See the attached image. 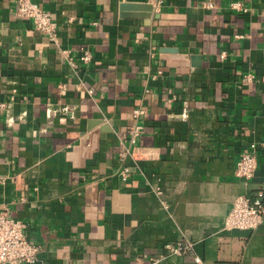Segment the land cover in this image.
I'll return each instance as SVG.
<instances>
[{
	"label": "crops",
	"instance_id": "1",
	"mask_svg": "<svg viewBox=\"0 0 264 264\" xmlns=\"http://www.w3.org/2000/svg\"><path fill=\"white\" fill-rule=\"evenodd\" d=\"M31 1L56 22L53 37L0 0V208L38 245L15 264H149L181 238L191 252L157 264H264V219L223 228L235 196L264 191V0H237L244 12L234 0H143L147 19L119 8L128 0ZM82 48L91 61L77 62ZM91 126L86 157L77 145ZM250 143L244 184L233 169Z\"/></svg>",
	"mask_w": 264,
	"mask_h": 264
},
{
	"label": "built area",
	"instance_id": "2",
	"mask_svg": "<svg viewBox=\"0 0 264 264\" xmlns=\"http://www.w3.org/2000/svg\"><path fill=\"white\" fill-rule=\"evenodd\" d=\"M15 14L18 17L27 18L31 21L35 30L40 33L53 37L56 32V22L51 18L50 13L41 9L35 2L31 0H14ZM157 3V2H156ZM207 7H211L210 2L206 3ZM228 6L231 9L244 12L245 8L237 0L230 1ZM72 18L66 19L70 23ZM61 55L68 60L70 65L74 61L68 56L66 50H60ZM77 62L87 63L91 61V53L87 48L80 49L76 58ZM161 74L160 70H156L152 75L157 77ZM252 75L248 74L242 77L243 81H249ZM62 91V87L60 86ZM87 92H91L87 90ZM148 92V89H144ZM144 112L142 108L132 110L133 118H137ZM142 126L134 122L129 130L127 137V145H122L118 153L120 161L119 178L125 181L128 177L129 168L124 161L128 158H134L136 141L141 133ZM256 167L255 145L250 143L248 146L238 152L235 161L233 175L241 180L244 184L249 182L253 176ZM264 219V191L257 190L252 196L239 194L235 196L231 202V207L224 217L223 228L226 230H252L263 222ZM24 223L15 219L8 214L7 208H0V264H15L17 262L31 263L34 261L38 245L31 242L24 234ZM193 243L181 238L175 242H165L162 245L163 253L157 257L150 259L149 264H157L158 257L165 255H183L191 252ZM195 262H199L198 257H194Z\"/></svg>",
	"mask_w": 264,
	"mask_h": 264
},
{
	"label": "water",
	"instance_id": "3",
	"mask_svg": "<svg viewBox=\"0 0 264 264\" xmlns=\"http://www.w3.org/2000/svg\"><path fill=\"white\" fill-rule=\"evenodd\" d=\"M124 7H130L132 9L146 11V13L145 12H143V13L141 12V13H137V14H132L133 17L142 18V19L149 18L150 11L152 9L151 4L148 3V2H144L143 0H128V1H125L123 4L119 5L120 9H122ZM165 51L174 53L173 50H171V51L165 50ZM93 126L89 127L88 130H90ZM98 133H99L98 129L90 130L88 132V134H84L80 138V140L78 142V145H77V148H78V150L80 152V155L81 154H83V155L86 154V157H88L89 153L96 149V142H97V138H98ZM87 141H89V146H88L87 149H84V145H86ZM72 150L75 151L76 148H73Z\"/></svg>",
	"mask_w": 264,
	"mask_h": 264
}]
</instances>
